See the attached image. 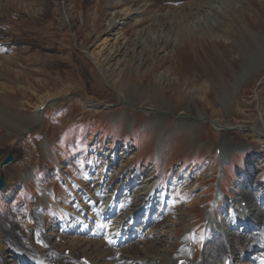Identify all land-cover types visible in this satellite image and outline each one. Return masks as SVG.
<instances>
[{"label":"rangeland","instance_id":"374dc122","mask_svg":"<svg viewBox=\"0 0 264 264\" xmlns=\"http://www.w3.org/2000/svg\"><path fill=\"white\" fill-rule=\"evenodd\" d=\"M185 1L0 0V162L8 153L16 160L0 171L7 181L0 222L10 220L17 237L31 236L19 251H36L52 264L94 261L102 241L64 238L57 224L80 215L87 196L98 197L96 183L112 158L126 159L120 174L128 172L124 178L136 186L123 201L153 190L162 206L174 208L144 231L160 233L164 261L186 247L187 236L189 264H199L203 247L195 239L210 232V217L219 221L233 212L237 182L264 187V71L246 76L249 58L264 46V0H225L216 24L200 31L188 23L180 31L177 10ZM162 15L174 43L152 45L143 55L129 51L139 31ZM122 47L127 54L116 53ZM234 88L227 114L218 97ZM195 114L206 119H190ZM234 144L246 149L220 161ZM114 182L102 188L109 192ZM95 219L90 224L98 226ZM1 228L3 240L8 226ZM144 234L122 245L136 248ZM142 242L148 249L140 258L159 248Z\"/></svg>","mask_w":264,"mask_h":264},{"label":"bare ground","instance_id":"6f19581e","mask_svg":"<svg viewBox=\"0 0 264 264\" xmlns=\"http://www.w3.org/2000/svg\"><path fill=\"white\" fill-rule=\"evenodd\" d=\"M227 2L228 1L225 0L185 1L182 7L177 10L179 14V18L177 21H179L178 26L180 25V31L181 26L183 27L184 24L188 25V23L190 26L195 25L194 28L199 27V30L202 29L201 25L206 27L211 25L213 26V24H216L218 22V18L222 16L223 12L221 9L224 5H227ZM200 13H202L203 16ZM122 23L124 24L125 22L122 21ZM149 27V31H154L156 36L151 35L149 33L148 27L139 31L140 35L137 37L136 42L130 45L132 49H130L129 47V51L136 50L139 51V55H143V53L145 54L147 50L153 49V47L160 46L162 44L165 46H171L174 43L175 39L171 38L172 35H169L170 32L168 33V31H170L168 28H171V26L169 27L168 18L163 17V15L157 17V19H155ZM122 48H116V53L119 54L125 52L127 54L128 49ZM262 71H264L263 45L260 46L258 54H256L254 57L249 58L246 76L249 74L258 75ZM232 90L233 92L231 91V94L223 93L221 97H218L219 104H221L222 108L225 109L227 114L231 112V95L232 93H234L235 88ZM144 110L148 112L153 111V109L148 108H144ZM36 113L41 114L39 109L36 110ZM182 117H184V120H186L187 117L189 118L187 114L186 116L181 115L180 118ZM191 118L199 123L204 122V120L206 119L203 115L196 114L192 115L190 119ZM215 124L217 127L225 128L224 130H226L228 127L218 125L219 123ZM224 141V143H226V139ZM244 148L245 147H243L242 145L240 146L235 144L231 147H227L224 154L221 156L220 161L226 162L227 158L231 159L233 153L240 151ZM125 161L126 159L123 160V158H120L119 161L113 158L108 161V165L106 166L108 167V170H106L108 171V174L105 176L104 173L103 176H99V179L97 178L99 181L96 183V185L100 186L102 190L97 193L98 197L92 199L87 196L86 202H84L82 206H80L81 214L78 215L80 213L78 212V214L76 213L77 216L75 215L74 217V219L76 220L71 219L69 222H65L63 224L59 222L57 224V227L61 229L59 234L63 235L64 238L72 236V241H78V239L76 238H79L81 236L82 239H88L89 237H91L93 240H88V242L91 241L92 244H96L95 242H98L97 240L102 241L101 250L97 249V252L99 250V255L96 258L93 257L94 261H89L90 264H99L101 262V264L107 262H113L112 264H180L181 260L183 259L184 261H182L183 263L181 264H189L191 259V247L189 248L188 245L190 243L189 241L192 240H188L187 236L185 239L188 242L186 244L180 242V245L178 246L180 247L181 245L185 244L186 247L181 246V248H184V251L183 249L179 248L175 251L174 254H172V257L169 256L171 258L167 256L169 259L167 258L164 261L163 258L164 255H166V250L161 245L163 244L162 241L161 244H159L161 237L160 233L154 229L156 233H153L152 236L146 235V237L144 234V231L147 232L149 227L155 224H159L160 222H165L166 219L170 217V214L173 212L174 209L170 205L162 206V199L160 197L156 198L159 194L158 191L148 190L145 194V197L142 196L139 201L133 199L128 201H126L125 199L123 201V198L127 194L128 190L132 191L136 189L134 188L136 186L132 184L133 179H131V177L124 178L128 175V172L120 174V171L123 170L124 167H126ZM112 180H115V182L112 184V188L109 190V192H106L102 187H104L103 185L111 184ZM244 180L245 179H242L237 182L240 186V189L234 192V200L230 203L232 204L233 212L231 213L229 211L228 215L225 217H221L219 221H214V219L210 217L206 229L210 232H206V236L202 240L195 239L198 240V244H202L203 247V252L201 253L203 255H200L201 258L199 264H262L258 262L256 263V261L259 260V257H264V202L263 205H261L258 199V197L264 196V187L259 186L258 188H256V190L244 191V186L246 188L249 187V181L245 182ZM254 181H256V179H254ZM221 192L219 191L220 195ZM108 193H111V195H108ZM252 193L256 195L254 196L255 201L251 203L250 201L252 200V198L248 197ZM121 196L123 198H120ZM101 197H103V200L100 201ZM244 197L248 199H243ZM238 198L241 200L239 201V205L237 207L235 200H238ZM243 202H245V205H243ZM133 205H136V207L133 210H130L131 206ZM155 208L158 211H156V213H153V211H155ZM82 212L85 215H82ZM154 214L158 215L157 217L159 218L155 220L156 216L154 217ZM83 216H86L87 220H83ZM97 217L99 218V225L94 226L90 224V221H94V219ZM138 217H141V222L136 220V218ZM12 221L16 223L15 220ZM123 221L125 223L127 222L126 224H128V226H122L121 223ZM113 222H116V225L112 226L111 224ZM132 222L134 223L132 224ZM0 223H5V225L8 226L6 231L7 233L3 235L6 237V239H0V264H52V258H50V260H47L48 257L44 255L38 256V252L36 251L35 254H33L32 251H30L33 250L32 248L28 250L30 252L19 251V248L22 243H24L25 245L26 243L28 244V241L30 242V240L32 239L31 236L27 235L17 237L16 233L13 231V227H9L11 223L10 220H6L5 222ZM2 232L3 229L1 228L0 234ZM143 234L144 237L142 241L144 239H148L154 244H159V248L155 252L149 249L148 255L144 258H140L139 251H142V249L147 248L142 247L144 245L142 241H140L137 246L141 249L137 247L133 248L131 244L129 246H125L122 244L125 241L129 242L134 238H140V236L142 237ZM121 238L124 241H120ZM87 245H89V243H87ZM87 245L83 244V246L86 247ZM194 248L195 245L193 246V249ZM160 253L164 254L161 255ZM113 255H115V257ZM108 258H110L111 261L107 260ZM77 260L73 261L75 262V264H80L77 262ZM83 264L85 263L83 262Z\"/></svg>","mask_w":264,"mask_h":264},{"label":"water","instance_id":"95a60500","mask_svg":"<svg viewBox=\"0 0 264 264\" xmlns=\"http://www.w3.org/2000/svg\"><path fill=\"white\" fill-rule=\"evenodd\" d=\"M19 139L21 138L20 136L18 137ZM15 157L12 153H8L4 156L2 161L0 162V170L3 171L6 166H8L11 163H14ZM6 185V178L5 176L0 175V191L5 188Z\"/></svg>","mask_w":264,"mask_h":264}]
</instances>
